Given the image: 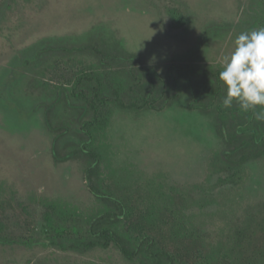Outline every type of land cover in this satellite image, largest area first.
I'll return each mask as SVG.
<instances>
[{
  "label": "rangeland",
  "instance_id": "1",
  "mask_svg": "<svg viewBox=\"0 0 264 264\" xmlns=\"http://www.w3.org/2000/svg\"><path fill=\"white\" fill-rule=\"evenodd\" d=\"M258 27L264 0H0V264H142L78 247L106 212L174 264H264V155L170 75L196 90Z\"/></svg>",
  "mask_w": 264,
  "mask_h": 264
},
{
  "label": "trees",
  "instance_id": "2",
  "mask_svg": "<svg viewBox=\"0 0 264 264\" xmlns=\"http://www.w3.org/2000/svg\"><path fill=\"white\" fill-rule=\"evenodd\" d=\"M170 75L172 78L175 77L180 80L181 86H185L189 89L196 100L205 98L214 104L221 128L220 133L224 140L231 146L229 156L240 152V154H238L239 159L237 160V164H241L248 157V154L243 151L244 149L250 152L260 147L258 152L264 155V131L255 130L253 127H250V124L254 122L251 114L244 113L235 103L231 108H224L222 106L221 101L225 95V91L219 81V71H211L208 75V80L202 82L200 86H197L196 90H194L193 86H190V78L186 72L171 69ZM92 78V76L88 77V80L91 81ZM170 85H176L175 79L171 80ZM142 101L146 104L144 99H142ZM120 105L124 108H134V103H131L130 106H126L120 102ZM90 156L95 159L94 154L90 153ZM89 173H91V170ZM91 189L94 190L93 186ZM116 207L122 212L120 204L116 203ZM115 218L116 217L111 212H106L96 218L89 229L92 239L80 241L78 247L83 249L96 247L107 249L110 246H114L120 250L121 254L129 261H134L136 258L142 257V264H174V259L171 254L157 250L152 239L149 237L144 238L136 248H129L124 239L115 230ZM52 229L57 237L54 236L51 238L50 243L52 245H60L61 247L62 243L60 240L65 239L62 238L64 230L55 227Z\"/></svg>",
  "mask_w": 264,
  "mask_h": 264
},
{
  "label": "clouds",
  "instance_id": "3",
  "mask_svg": "<svg viewBox=\"0 0 264 264\" xmlns=\"http://www.w3.org/2000/svg\"><path fill=\"white\" fill-rule=\"evenodd\" d=\"M219 81L225 91L224 108L235 103L264 123V27L241 32L235 38L231 53L223 57Z\"/></svg>",
  "mask_w": 264,
  "mask_h": 264
}]
</instances>
